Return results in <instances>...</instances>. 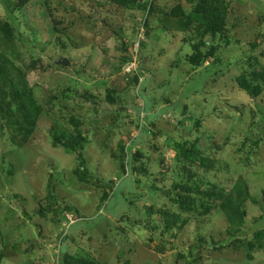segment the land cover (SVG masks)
Listing matches in <instances>:
<instances>
[{
	"label": "rangeland",
	"instance_id": "374dc122",
	"mask_svg": "<svg viewBox=\"0 0 264 264\" xmlns=\"http://www.w3.org/2000/svg\"><path fill=\"white\" fill-rule=\"evenodd\" d=\"M17 1L0 0L13 28L0 31V59L41 112L26 141L0 117V264H62L63 242L96 264H264V248L244 245L264 229V87L254 96L236 82L250 58L264 66V0H226L229 41L201 67L189 63L198 0ZM176 5L181 18L168 15ZM195 141L219 160L213 171L181 157L177 145ZM238 177L250 194L242 224L213 209L163 231L159 211L179 212L174 179L229 192ZM54 211L77 223L63 230Z\"/></svg>",
	"mask_w": 264,
	"mask_h": 264
},
{
	"label": "trees",
	"instance_id": "16d2710c",
	"mask_svg": "<svg viewBox=\"0 0 264 264\" xmlns=\"http://www.w3.org/2000/svg\"><path fill=\"white\" fill-rule=\"evenodd\" d=\"M29 0H18L15 4L14 9L18 10ZM145 7V6H144ZM226 0H198L197 4L193 8V12L199 15L203 22L198 27V33H200L199 44L195 45L198 49L197 54L194 57H190L189 63L194 67H201L203 62L211 55L213 51H216L222 41L225 44L229 41L226 28ZM168 15L172 18H181L184 16L183 8L180 5H176ZM0 31L7 37L10 38L13 35V28L8 23L0 22ZM209 35L210 40L204 41L205 36ZM217 40V42H216ZM204 41V42H203ZM211 43V44H210ZM205 48V49H204ZM203 49V50H202ZM132 60V57H125V63ZM34 62L30 64V67H34ZM255 61L250 58L247 62V67L241 70L240 74L236 77L238 86L252 95H259L264 87V66L260 70H255ZM208 70H211L209 68ZM134 83L137 84V77L140 75L139 68L136 72H132ZM129 76V75H128ZM127 76V77H128ZM126 77V79H127ZM25 88L20 87L19 84L15 83L8 75L7 69L0 59V117L5 119L7 123H10L12 127L16 126V130L22 133V140L26 141L28 136L33 132L35 123L40 115L41 107L35 103L31 96V91L28 93ZM264 112V108L260 109ZM73 123V119L70 120ZM189 146L177 145L181 157L188 161L190 164H196L202 168L205 172L213 171L219 160L212 155L211 152H207L204 148L197 146L196 141L187 143ZM253 150V147H249V152ZM124 163H121L123 167ZM80 181L85 183H92L87 178V175L82 170L76 172ZM114 183H106L110 190H113ZM120 191V187L117 189ZM114 190V191H115ZM168 195L170 201L177 207L179 212H173L169 209H162L159 212L162 215L163 231L171 232L175 228H182L186 221L182 218V213H189L195 216H204L209 214L213 209L220 210L229 224L232 226L240 225L245 220V211L243 204L250 197L248 186L242 177H238L235 181L232 190L229 192L219 189L215 185H192L189 182H182L173 180L171 187L168 189ZM114 193V192H113ZM115 196V195H114ZM108 197L105 193L102 196V201ZM50 200L49 208L55 204L53 196L47 197ZM212 200H216L217 203H212ZM72 210L71 208L67 211ZM39 213L43 214L44 209H39ZM56 212L55 216L51 219L55 225H61L60 227L71 228L75 226L73 222L70 223L66 215H61L60 212ZM72 212V211H70ZM74 224V225H73ZM68 225V227H66ZM67 229V230H68ZM264 238V229H258L254 232L251 239L245 242L248 254L252 250L257 248H264L262 243ZM64 244V242H63ZM60 251L62 255V264H96L92 259L84 258L74 254H70L65 251L63 247ZM249 259H252L248 255Z\"/></svg>",
	"mask_w": 264,
	"mask_h": 264
},
{
	"label": "built area",
	"instance_id": "2783aa9c",
	"mask_svg": "<svg viewBox=\"0 0 264 264\" xmlns=\"http://www.w3.org/2000/svg\"><path fill=\"white\" fill-rule=\"evenodd\" d=\"M134 63H137L136 60H135L134 58L132 59L131 62H128V63H127V64L130 65V69H129L130 71H128L127 74H131L132 72H136V70H137L136 68H137L138 66H135V67L133 68ZM127 64H126V65H127ZM136 65H137V64H136ZM127 74H126V75H127Z\"/></svg>",
	"mask_w": 264,
	"mask_h": 264
},
{
	"label": "water",
	"instance_id": "95a60500",
	"mask_svg": "<svg viewBox=\"0 0 264 264\" xmlns=\"http://www.w3.org/2000/svg\"><path fill=\"white\" fill-rule=\"evenodd\" d=\"M56 63L60 64V65H63V66H66L67 65V59L60 58Z\"/></svg>",
	"mask_w": 264,
	"mask_h": 264
},
{
	"label": "clouds",
	"instance_id": "9594fccd",
	"mask_svg": "<svg viewBox=\"0 0 264 264\" xmlns=\"http://www.w3.org/2000/svg\"><path fill=\"white\" fill-rule=\"evenodd\" d=\"M132 74V73H131ZM129 75V74H128Z\"/></svg>",
	"mask_w": 264,
	"mask_h": 264
}]
</instances>
